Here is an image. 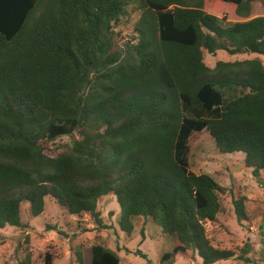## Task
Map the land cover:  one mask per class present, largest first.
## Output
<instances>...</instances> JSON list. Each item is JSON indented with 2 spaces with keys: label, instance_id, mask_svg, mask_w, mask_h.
I'll return each instance as SVG.
<instances>
[{
  "label": "trees",
  "instance_id": "16d2710c",
  "mask_svg": "<svg viewBox=\"0 0 264 264\" xmlns=\"http://www.w3.org/2000/svg\"><path fill=\"white\" fill-rule=\"evenodd\" d=\"M253 2L0 0V229L28 228L22 205L37 218L46 198L108 229L98 202L114 195L122 232L143 217L170 236L160 264L188 252L202 264L249 261L250 243L239 255L208 237L226 189L190 171L189 141L207 131L219 155L243 153L263 180L264 63H205V51L264 57V17L226 27L219 18L230 7L248 18ZM131 11L136 37L120 46L115 27ZM232 201L243 225L247 199ZM260 232L264 246V219ZM55 259L48 252L44 264ZM120 263L117 252L92 246L91 264Z\"/></svg>",
  "mask_w": 264,
  "mask_h": 264
},
{
  "label": "rangeland",
  "instance_id": "374dc122",
  "mask_svg": "<svg viewBox=\"0 0 264 264\" xmlns=\"http://www.w3.org/2000/svg\"><path fill=\"white\" fill-rule=\"evenodd\" d=\"M248 18L237 15L236 8H227L219 18L226 17L223 26L236 22L264 17V0H254ZM139 15L131 13L122 24L115 27L117 43L124 46L136 37L134 25ZM264 57L255 54L229 55L218 51L215 55L205 51V63L214 68L218 61H236ZM57 144H68L65 139ZM191 147L189 169L197 175L207 174L226 189L221 194L225 211L218 215L216 224L207 223L206 231L212 244L223 249H233L239 255L246 244L252 245L244 258L221 261L216 264H264V246L261 240L260 224L264 219V176L261 182L245 165L243 153L219 155L215 142L207 131L194 133L190 138ZM64 149V148H61ZM246 197L249 221L240 225L235 214L232 199ZM44 213L34 218L30 213V204L21 207L23 223L26 229L6 227L0 229V264H20L28 257L30 264H44L45 254L55 256L54 264H79L77 253L83 254L84 263L91 264L92 246L103 245L120 257V264H147V260L137 256V251L147 255L151 264H160L162 256L173 249L171 238L151 219L139 217L134 220L131 235L119 228L120 207L114 195L102 197L98 202V211L108 229H98L89 215L72 216L53 199L46 198ZM130 251V252H127ZM174 264H202V260L192 252L179 255Z\"/></svg>",
  "mask_w": 264,
  "mask_h": 264
}]
</instances>
